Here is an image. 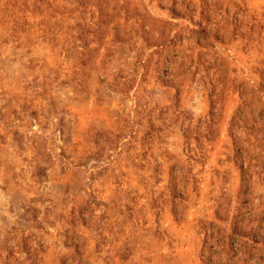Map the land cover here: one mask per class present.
<instances>
[{"label":"rangeland","instance_id":"rangeland-1","mask_svg":"<svg viewBox=\"0 0 264 264\" xmlns=\"http://www.w3.org/2000/svg\"><path fill=\"white\" fill-rule=\"evenodd\" d=\"M0 264H264V0H0Z\"/></svg>","mask_w":264,"mask_h":264}]
</instances>
